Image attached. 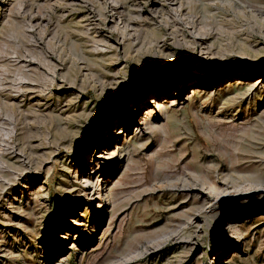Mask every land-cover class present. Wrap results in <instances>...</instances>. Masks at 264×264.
Returning <instances> with one entry per match:
<instances>
[{
  "label": "rangeland",
  "instance_id": "rangeland-1",
  "mask_svg": "<svg viewBox=\"0 0 264 264\" xmlns=\"http://www.w3.org/2000/svg\"><path fill=\"white\" fill-rule=\"evenodd\" d=\"M263 185L264 0H0V264H264Z\"/></svg>",
  "mask_w": 264,
  "mask_h": 264
},
{
  "label": "bare ground",
  "instance_id": "bare-ground-1",
  "mask_svg": "<svg viewBox=\"0 0 264 264\" xmlns=\"http://www.w3.org/2000/svg\"><path fill=\"white\" fill-rule=\"evenodd\" d=\"M235 57V56H234ZM200 65V66H199ZM197 67H200V68H205L203 71H199V75H201L202 74V72L204 73V71H207V67H205V64L203 63H201V64H199ZM202 68V69H203ZM152 77H150V81H148V82H152L153 81V86H155L156 84H157V82H158V77H157V75H155V74H153V75H151ZM167 76H168V73H167ZM149 80V79H148ZM163 83V82H162ZM173 86V85H172ZM161 87V86H160ZM149 102H151V103H154V104H156V106L157 107H161L162 106V103H161V100L160 99H155V97L153 96L151 99H150V101ZM150 108H153V106H149L147 109H146V113L148 114L149 113V111L151 110ZM133 114L136 112V110H133V111H131ZM132 116V115H131ZM134 119V118H133ZM125 120H127V118H125ZM130 120V119H129ZM143 120V119H142ZM124 121V120H123ZM140 125V124H139ZM126 128H125V130H124V133L126 132ZM98 132V131H97ZM118 133V132H117ZM124 133H123V135H124ZM122 135V136H123ZM122 136H119V134H115V133H112V130L110 129V131L108 132V134L107 135H105V136H103V137H101V136H98L99 138L97 139V140H93V142L95 141L96 142V145L98 144V145H100V147H105V146H107V145H109V143H111V142H113V141H117V140H119V139H122ZM99 147V146H98ZM99 147V148H100ZM121 147H122V145H121ZM101 153H99V154H97V156H98V158L99 157H104V155H102V151H100ZM83 160V162L85 161V163L84 164H82L81 165V170L82 171H88L89 170V162L88 161H86V158H83L82 159ZM95 160H97V159H95ZM99 161V160H98ZM81 162V161H80ZM83 182H85V184H83V191H85V192H87V191H89L90 190V188H95L96 186L98 187V193L100 194V193H105L106 195H107V197H109L110 196V194H111V189H110V191H107L106 190V187L105 186H102V185H100V184H98V185H93L90 181H89V179H85L84 178V180H83ZM264 186V185H263ZM250 191H254V192H258V191H262V193L264 194V187H261V188H259V187H256V188H252V189H250ZM259 193V192H258ZM112 195V194H111ZM72 223V222H71ZM74 224L75 225H80V224H78L77 222H74ZM227 234H225V236H226Z\"/></svg>",
  "mask_w": 264,
  "mask_h": 264
}]
</instances>
